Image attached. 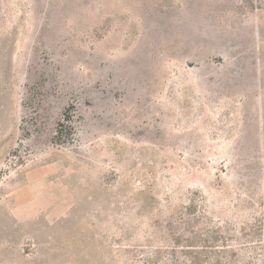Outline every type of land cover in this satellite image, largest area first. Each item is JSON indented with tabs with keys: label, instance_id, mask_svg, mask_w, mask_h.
<instances>
[{
	"label": "rangeland",
	"instance_id": "rangeland-1",
	"mask_svg": "<svg viewBox=\"0 0 264 264\" xmlns=\"http://www.w3.org/2000/svg\"><path fill=\"white\" fill-rule=\"evenodd\" d=\"M261 263L264 0H0V264Z\"/></svg>",
	"mask_w": 264,
	"mask_h": 264
},
{
	"label": "trees",
	"instance_id": "trees-1",
	"mask_svg": "<svg viewBox=\"0 0 264 264\" xmlns=\"http://www.w3.org/2000/svg\"><path fill=\"white\" fill-rule=\"evenodd\" d=\"M261 264H264V263H261Z\"/></svg>",
	"mask_w": 264,
	"mask_h": 264
},
{
	"label": "bare ground",
	"instance_id": "bare-ground-1",
	"mask_svg": "<svg viewBox=\"0 0 264 264\" xmlns=\"http://www.w3.org/2000/svg\"><path fill=\"white\" fill-rule=\"evenodd\" d=\"M77 85V84H76Z\"/></svg>",
	"mask_w": 264,
	"mask_h": 264
}]
</instances>
